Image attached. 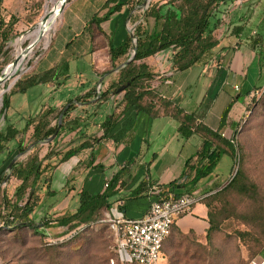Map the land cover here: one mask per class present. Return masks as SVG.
<instances>
[{
  "label": "crops",
  "instance_id": "1",
  "mask_svg": "<svg viewBox=\"0 0 264 264\" xmlns=\"http://www.w3.org/2000/svg\"><path fill=\"white\" fill-rule=\"evenodd\" d=\"M166 1L156 2L163 4ZM252 4L251 9L254 11L257 5ZM122 13L115 15L107 23ZM263 21V11L259 14L254 11L253 14L241 16L236 21L234 26L243 30L240 34L232 30L227 37H221L217 31L220 42L213 52L214 56L183 73H177L173 69L172 52L149 58L145 63L157 74L153 87L161 97L172 101L185 114L194 115L198 123L212 131L220 128L222 118L226 115L227 123L222 132L228 138L233 137L246 116L251 100L258 94L256 89L264 87V39L258 36ZM87 30L86 24L82 32L76 33L75 40L71 38L60 48L62 50L59 60L50 62L35 74L41 75L57 69V73L49 77L48 82L31 88L25 94L13 95L7 112V126L24 131L31 119L46 110L60 111L68 107L70 102L76 103L82 96L92 94L86 104H76L70 117L77 120L66 123L64 132L52 145L65 153L87 140L97 138L99 141L55 168L51 191L56 196L42 199L36 217L40 219L49 212H53L55 218L66 213H75L79 208V194L82 191L93 196L101 194L105 191L107 181L123 169H128L129 173L121 179V188H117L118 193L111 200V212L107 216L137 220L147 213L152 201L151 194H147V191L138 198L134 195L141 183L148 179L147 189L151 185L163 189L178 180L185 171L186 163L196 156L202 139L198 134L183 138L179 133L180 122L170 115L161 113L159 117L151 118L135 109L125 112L108 137L103 138L101 125L113 113L120 97H112L100 106L97 104L98 98L94 99L100 79L104 78L102 86L105 84L107 87L115 73L109 75L112 71L108 50L94 51ZM104 31L114 35V32L106 29ZM123 34V38L118 43L115 42L116 45L128 35L126 26ZM83 57L87 58L86 71L80 67L83 65ZM199 67L201 69H197ZM85 77H89L88 87H85ZM84 87L86 89L81 91ZM33 89L39 91L31 98L29 92ZM18 96L22 98L18 99ZM73 127H77L76 130L70 131ZM32 133L30 129L27 134L19 135L8 148L17 147L22 141L25 147L30 148ZM45 146H48L47 149H44ZM41 147L40 159H44L50 148L49 145ZM32 150L33 148L27 155ZM131 162L134 164L128 167ZM200 191L201 189L198 196ZM179 193L180 190L177 191ZM48 202H51L49 206ZM176 227L184 235L191 232L198 237L205 235L209 228L208 209L204 204L198 203L178 219ZM262 261L264 258H261L260 262ZM164 262L163 254L160 264Z\"/></svg>",
  "mask_w": 264,
  "mask_h": 264
},
{
  "label": "trees",
  "instance_id": "2",
  "mask_svg": "<svg viewBox=\"0 0 264 264\" xmlns=\"http://www.w3.org/2000/svg\"><path fill=\"white\" fill-rule=\"evenodd\" d=\"M236 1L238 0H167L163 4L151 3L138 19H135V16L130 17V21L135 23L133 31V36L137 41L135 60L112 77L107 87L104 84L100 94L94 98H98L97 104L100 106L112 97L118 96L117 92L121 87L127 86L122 93V98L117 102L115 110L106 117L101 125L104 131L103 138L108 137L125 112L131 109H135L138 113H145L151 118L159 117L161 113L172 116L180 122L179 133L185 139L194 134L201 136L202 145L196 156L186 163L182 176L169 186L164 187V191L177 193L180 190L177 195L197 194L202 183L214 176V172L224 155L231 156L234 161L240 159L239 163L241 164L242 150L236 147V137L239 134L241 124L236 129L234 136L228 138L222 132L227 123L226 115L223 116L217 131H212L198 123L194 115L185 114L179 106L158 94L153 87L157 74L145 62L158 54L172 52V66L177 73L186 72L202 64L212 57L213 52L218 48L220 41L216 32L223 23L228 7ZM132 2L139 4L141 0H128L127 2L108 0L101 10L105 13L101 15V12H98L91 21L90 28L91 26L95 27L92 31L89 30L93 50L107 49L111 68H116L132 57L134 42L128 33L126 38L119 45H116L114 35L107 34L102 26L115 15L122 13L124 8H129V12L132 13L135 9L134 6H130ZM260 28L258 36L264 39V21L260 24ZM242 31L241 27H236L233 30L236 34H240ZM55 73H57V69L41 75H31L21 80L15 85L11 95L25 94L31 88L48 82V78ZM258 89L256 91L259 93ZM91 97L92 94H89L87 99ZM79 103L86 104V101L84 98H79L76 103H69L57 138L64 132L66 123L77 120H72L70 114L76 109V104ZM9 108L10 99L7 98L4 100L2 110L5 121H7ZM66 108L60 111L46 110L31 119L26 129L21 132L12 126H6L5 129L0 130V236L7 234L17 237L21 233H28L44 239L47 247H59L70 243L80 233L93 225L106 224L109 228L108 218L105 215L110 211L111 200L117 195V188L119 186L121 188V179L129 173L128 169H123L110 181H107L105 191L101 194L93 196L87 191H82L79 194V208L75 213H66L56 218L44 216L40 220L36 217V212L41 206L39 193L42 186L46 187V197L56 196L51 191L52 173L55 168L81 151L91 148L93 144H97L99 141L97 138L87 140L65 153L56 152L53 145L50 144L49 153L44 159H40L41 143L47 142L56 134L59 118ZM93 115L95 116V113ZM76 128L73 127L70 131H74ZM30 129L33 132L29 140L30 145L35 144V147L24 161H17L10 169V176L18 183V186L14 196L9 197L1 187L7 178L5 170L9 173L8 167L14 160L7 163V158L10 155L8 145L15 142L19 135L27 134ZM28 147L24 146L23 141L20 142L16 147L18 155L27 154ZM55 159L57 160L53 163L52 161ZM133 164L131 162L127 166L131 167ZM45 173H49L50 177L44 180L41 185ZM147 182L149 183V180L145 179L141 183L139 190L134 194L136 198L144 194L145 191L147 194H151L154 186L151 185L147 189ZM122 186L124 187L125 184ZM232 190L249 197L257 191L256 186L246 184V177L242 172L241 165L229 185L221 193ZM204 200L205 198L200 203L208 209L209 223L205 235L198 237L194 232L184 235L177 229L176 225L172 235L177 231L181 237L195 236L198 239L204 237L208 242H211V236L217 230V226L214 216L209 210V205L203 203ZM54 227L65 229V235L60 238L52 237L48 231ZM171 237L165 243L163 254ZM117 262L125 264L118 253Z\"/></svg>",
  "mask_w": 264,
  "mask_h": 264
},
{
  "label": "rangeland",
  "instance_id": "3",
  "mask_svg": "<svg viewBox=\"0 0 264 264\" xmlns=\"http://www.w3.org/2000/svg\"><path fill=\"white\" fill-rule=\"evenodd\" d=\"M63 1L0 0V77L4 72L0 92L5 91L0 99V130L5 129L8 122L2 114L4 100L7 98L11 100L15 85L39 73L50 62L59 60L62 50L60 48L71 38L75 40L76 33L82 32L86 24L87 33L90 29L91 31L95 29L92 26L90 28L91 21L106 3H102V0H68L60 11V3ZM149 1L151 4L157 0H141L139 4L132 2L130 6L135 8L132 13L129 12V8H124L120 16L110 23L103 24L104 29L114 32L116 43L124 36V26L127 33L130 30L134 31L135 23L130 21V17L135 16V19H138L142 16ZM252 3L257 5L254 8L257 14L264 11V0L236 1L228 7L218 36L227 37L229 32L236 28L234 25L239 17L253 14ZM104 13L105 11L101 12V15ZM35 33L38 35L34 36ZM33 44L32 52L27 54ZM262 53L264 55V51ZM24 56L26 58L23 61ZM86 59V57L81 59L83 65L80 66L85 71L88 68ZM20 64L22 66L19 69ZM17 69L19 71L14 76ZM114 70L115 68H110V71ZM85 78V87H88L89 77ZM85 87L81 91L85 90ZM38 91L31 90L29 92L31 98L38 94ZM258 91L259 93L251 100L236 137V147L242 150L241 164L240 159L234 161L231 156L224 155L214 176L204 181L200 187L199 197L205 198L203 203L209 205L217 226V230L211 236V242L204 237L203 239L195 236L181 237L176 231L165 247L163 264H253L260 263L261 258H264V87ZM100 92L101 90L95 97ZM121 96L122 94H119L117 97L121 99ZM82 97L85 101L88 100V94ZM54 149L56 152H62L59 148ZM16 157L17 148L12 146L7 163ZM26 157L27 154L22 156L19 162L24 161ZM56 160L52 162L55 163ZM239 164L246 177V184L257 187L256 193L250 197L233 190L221 193L240 168ZM5 172L7 178L1 187L9 197H13L18 183L6 170ZM49 177L50 174L45 173L41 185ZM39 197L41 202L42 199H46L45 186H42ZM50 203L48 202L47 206ZM54 216L53 212L45 215L50 218ZM105 217L108 218L107 213ZM48 232L52 237L60 238L65 235L66 230L54 227ZM46 245L44 239L28 233H21L17 237L1 235L0 264H113V262L120 264L117 262L116 237L106 224L93 225L66 245L59 247Z\"/></svg>",
  "mask_w": 264,
  "mask_h": 264
},
{
  "label": "built area",
  "instance_id": "4",
  "mask_svg": "<svg viewBox=\"0 0 264 264\" xmlns=\"http://www.w3.org/2000/svg\"><path fill=\"white\" fill-rule=\"evenodd\" d=\"M151 199L147 213L140 219L108 217L109 228L116 237V252L125 264H160L165 243L171 237L176 222L204 197L177 195L155 187L151 191ZM259 264H264V261Z\"/></svg>",
  "mask_w": 264,
  "mask_h": 264
},
{
  "label": "water",
  "instance_id": "5",
  "mask_svg": "<svg viewBox=\"0 0 264 264\" xmlns=\"http://www.w3.org/2000/svg\"><path fill=\"white\" fill-rule=\"evenodd\" d=\"M67 1H68V0H64V1H63L64 4L62 5V8H63L64 5L67 3ZM149 5H150V1L146 4V8H145V9H147V8L149 7ZM45 21H46V20H45ZM129 34L131 35V38L133 39V42H134V51H133V55H132V57H131L127 62H125V63H123V64L117 66V67L115 68V70H114L112 73H109V75H110V74H113V73H118L121 69H123V68H125L126 66L130 65V64L133 63L134 60H135L137 41H136V39H135L134 36H133V31L130 30ZM33 47H34V44H33V46H31V47L29 48V52H28L27 54H29V53L32 52ZM26 56H27V55H26ZM26 56L23 57V61H24V59L26 58ZM22 63H23V62H22ZM18 71H19V69L16 70L14 76H16V74H17ZM107 75H108V74H107ZM103 81H104V78L100 79V81H99V83H98V86H97V89H96V93H98V92L101 90ZM126 88H127V86H123V87H121V88L118 90V92H117L118 95L124 93V91L126 90ZM67 109H68V107L65 109V111L61 114V116H60V118H59V121H58V131L56 132V134H55L54 136H52L50 139H48L47 142H43V143H41V145H50V144H52V143L56 140V138H57V136H58V134H59V131H60V129H61V126H62V124H63L64 113L66 112ZM34 147H35V144H33L30 148H28L27 152H29V151H30L32 148H34ZM24 155H25V154H20V155H18V157H16V158L12 161V163L9 165V167H8V171H9V174H10V175H11V170H10V169L12 168V166H13L17 161H19V160L21 159V157L24 156Z\"/></svg>",
  "mask_w": 264,
  "mask_h": 264
},
{
  "label": "bare ground",
  "instance_id": "6",
  "mask_svg": "<svg viewBox=\"0 0 264 264\" xmlns=\"http://www.w3.org/2000/svg\"><path fill=\"white\" fill-rule=\"evenodd\" d=\"M64 4V2H61L60 3V6H61V8H60V11L62 10V5ZM55 10V9H54ZM50 18H52L51 16H50ZM51 25V24H50ZM47 31V30H46ZM35 35H38V33H35L34 34V36ZM45 38H47V35H46V37ZM48 43V42H47ZM21 66H22V64H20V66H19V69L21 68ZM23 68V67H22ZM9 72L7 71L6 72V74H8ZM4 79V72H3V74H2V76L0 77V82H3L2 80ZM4 93H5V91H2V92H0V99H1V97L4 95Z\"/></svg>",
  "mask_w": 264,
  "mask_h": 264
}]
</instances>
